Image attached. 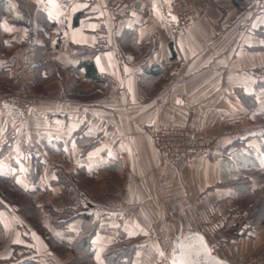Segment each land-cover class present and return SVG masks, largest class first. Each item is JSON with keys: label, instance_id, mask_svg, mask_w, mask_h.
I'll return each instance as SVG.
<instances>
[{"label": "crops", "instance_id": "0c3cea01", "mask_svg": "<svg viewBox=\"0 0 264 264\" xmlns=\"http://www.w3.org/2000/svg\"><path fill=\"white\" fill-rule=\"evenodd\" d=\"M27 1L30 18L18 0L0 11V92L44 98L24 122L0 108V180L38 198L31 211L53 245L70 246L91 220L93 248L130 239L131 264H170L190 236L228 264L264 255L262 221L235 234L244 209L235 210L237 191L226 185L255 180L248 172L264 163V78L251 74L264 71V13L248 9L253 0H182L197 17L181 33L171 0ZM160 125H190L218 150L166 163L151 136ZM1 203L2 259L65 264L33 221Z\"/></svg>", "mask_w": 264, "mask_h": 264}, {"label": "built area", "instance_id": "2783aa9c", "mask_svg": "<svg viewBox=\"0 0 264 264\" xmlns=\"http://www.w3.org/2000/svg\"><path fill=\"white\" fill-rule=\"evenodd\" d=\"M168 12L176 19L175 30L181 33L189 29L196 20L194 6L186 1L171 0L167 6ZM248 9L264 13V0H253ZM254 77L264 78L263 70L251 72ZM43 96L28 89L14 90L0 93V108L14 109L21 121L28 119L34 106L43 100ZM176 106H185L186 100L178 98ZM243 132V128H239ZM155 149L166 163L188 164L197 157H209L218 150L217 140L214 137H199L190 125H160L151 132ZM41 154L39 150L30 153L31 162L37 166ZM234 232L236 235L247 234L256 222L247 210L235 214ZM240 264H264V255L256 256Z\"/></svg>", "mask_w": 264, "mask_h": 264}, {"label": "trees", "instance_id": "16d2710c", "mask_svg": "<svg viewBox=\"0 0 264 264\" xmlns=\"http://www.w3.org/2000/svg\"><path fill=\"white\" fill-rule=\"evenodd\" d=\"M19 1V8L22 10L24 14L27 15L28 18L31 17L33 7L29 5V2L27 0H18ZM5 6V0H0V11L4 9ZM6 12H11V7H6L5 10ZM1 14V13H0ZM26 22L29 20L25 19ZM262 143H261V150L259 156L264 155V136L262 137ZM252 138L247 139L245 141H250ZM243 141V142H245ZM250 158L256 154L255 150H250L249 152ZM253 159V158H252ZM253 163V162H252ZM253 167L255 169V172L259 175H256V177H260V179H263V183L259 187H254L251 181L248 179H242L238 178L229 184L226 185L232 188H235L237 191V197L235 198L233 204L235 206V210H243L246 206L251 205L256 209L254 212L256 214V219L257 217H263L262 222L264 223V163L255 162L253 163ZM246 177V176H245ZM224 183V184H225ZM10 188H13L16 190L15 192H18V194H15V199L14 201L12 199L13 196L9 195V190ZM27 194V193H26ZM25 193L20 190L15 185H11L9 183L3 182L0 180V201L1 202H6L10 206L13 205L14 207H18V211L22 212L25 214V209L27 210L28 204L25 202ZM0 202V210L5 209L4 205ZM5 204V203H4ZM253 212V211H252ZM72 216V214L70 215ZM27 217V216H26ZM257 222V221H256ZM97 232V224L96 222H93L91 220H85L81 233L77 237V239L70 245L72 246V250L67 249L64 252L65 258L67 255L72 254L74 258V254L77 255L78 257L85 254L86 257L90 256V251H91V242L93 238L96 236ZM4 231L1 227L0 224V250H2L5 247V241H4ZM79 246H81V250H79ZM125 246L126 252L124 255V260H121L119 257V252H122L123 248ZM135 247L133 245V241L127 238H122L121 241L118 243H114L111 246L108 247V253L106 254L107 259L110 260L112 258V264H131L132 260L135 255ZM77 258V257H76ZM69 263V262H68ZM0 264H17L13 260H2L0 258ZM23 264H35L33 262H26Z\"/></svg>", "mask_w": 264, "mask_h": 264}, {"label": "rangeland", "instance_id": "374dc122", "mask_svg": "<svg viewBox=\"0 0 264 264\" xmlns=\"http://www.w3.org/2000/svg\"><path fill=\"white\" fill-rule=\"evenodd\" d=\"M21 89H28V88H21ZM21 89H19V90H21ZM29 90V89H28ZM9 92V91H8ZM32 92V91H31ZM0 93H2V92H0ZM18 115V114H17ZM19 117V116H18ZM19 120H20V118H19ZM21 121V120H20ZM26 121V120H25ZM21 122H24V121H21ZM257 146V145H256ZM36 149V148H35ZM35 149H33V150H35ZM239 149V148H238ZM33 150H31V152L33 151ZM36 150H38V149H36ZM252 150V149H251ZM249 152H250V150H249ZM248 152V153H249ZM233 154H234V157H238V154H240V150L239 151H234L233 152ZM249 156H250V154H249ZM40 159V158H39ZM32 163V162H31ZM39 163V162H38ZM33 165V164H32ZM32 168L34 169V170H37V169H39V167H38V164H37V166H35V165H33L32 166ZM255 169H253V168H251L250 169V172H248V175H250V174H256V175H259V174H257L255 171H254ZM238 178H242V179H249L250 181H251V183L253 184V186L256 188V187H259L262 183H263V179H260V177H256L255 178V180H254V178L253 177H251V178H249L248 176H239ZM237 178V179H238ZM15 194H18V192H15ZM25 197H26V199H25V202H26V204H28V208H27V210L25 209V215L30 219V221H33V222H31L34 226H36V228L38 229V231H40L41 232V234L43 235V236H46V238H47V240L50 242V243H52V244H48V246L50 247V249L52 248V250H55V252H57L58 254H63V259H64V262H65V264H112V258L110 259V260H108L107 259V256H106V254L108 253V248L107 249H104L103 251H101V253L99 254V252L98 251H96L94 248H93V241H94V239L96 238V237H94L93 238V240H92V242H91V251H90V256H88V257H86V255L84 254L83 255V253L81 254V256H77V255H75L74 254V258H73V255L72 254H69V255H67V257L65 258V256H64V252H65V250H66V248L67 249H70V250H72V246H69V245H66V244H54L53 245V239H52V237L50 236V235H48L47 233V230H45L43 227H42V225H41V223H40V218L39 219H37V217H40L39 216V214H38V212H33V211H31V210H34V208L38 205V201L39 200H34V199H38V198H36L35 196H31V195H29V193L27 192V194L25 193ZM16 196V195H15ZM15 196H13L12 197V199L14 200V201H16V199H15ZM17 202V201H16ZM17 209H18V207H17ZM245 210H247L248 212H249V214L251 215V217L252 216H254V217H256V214H255V210L256 209H254V207L253 206H251V205H248V206H246L245 208H244V210L243 211H245ZM253 211V212H252ZM242 212V211H241ZM40 213V212H39ZM67 214H63V216H69L71 213H69V212H66ZM36 214H38L37 216H36ZM53 217H54V219H53V222H56V219L58 218L57 217V214L56 213H52L51 214ZM263 218V217H262ZM262 218L261 217H257V219H256V221L258 222L259 220L260 221H262ZM256 223V222H255ZM254 223V224H255ZM253 224V225H254ZM252 230H250L247 234H249L250 232H251ZM247 234H242V235H247ZM52 240V241H51ZM121 241V240H120ZM119 242V241H118ZM117 242V243H118ZM134 247H135V251L137 252V249H138V246L137 245H134ZM5 248V247H4ZM4 248L2 249V250H4ZM79 248V250H81V246H79L78 247ZM94 249V250H93ZM121 249H123L122 250V252H119V257H120V259L121 260H124V255L123 254H125V252H126V249H125V246L123 247V248H121ZM2 250H0V252L2 251ZM16 252H18V249H16ZM135 252V253H136ZM135 256V255H134ZM77 257V258H76ZM0 258H2L1 257V255H0ZM133 259H134V257H132ZM3 260V259H2ZM69 262V263H68ZM132 262H133V260H132Z\"/></svg>", "mask_w": 264, "mask_h": 264}, {"label": "water", "instance_id": "95a60500", "mask_svg": "<svg viewBox=\"0 0 264 264\" xmlns=\"http://www.w3.org/2000/svg\"><path fill=\"white\" fill-rule=\"evenodd\" d=\"M170 264L228 263L218 259L200 236H190L186 242L177 245Z\"/></svg>", "mask_w": 264, "mask_h": 264}]
</instances>
